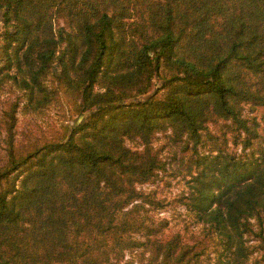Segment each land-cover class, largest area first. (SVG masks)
I'll list each match as a JSON object with an SVG mask.
<instances>
[{
  "label": "trees",
  "instance_id": "16d2710c",
  "mask_svg": "<svg viewBox=\"0 0 264 264\" xmlns=\"http://www.w3.org/2000/svg\"><path fill=\"white\" fill-rule=\"evenodd\" d=\"M0 23V74L13 68L26 106L54 94L51 73L84 117L21 149L18 102L5 113L0 264H120L127 251L137 264H196L201 251L153 237L136 202V184L163 168L151 139L167 129L194 151L186 208L234 261L247 234L264 249V127L243 113L264 108V0H0ZM213 120L229 122L243 156L198 151Z\"/></svg>",
  "mask_w": 264,
  "mask_h": 264
},
{
  "label": "rangeland",
  "instance_id": "374dc122",
  "mask_svg": "<svg viewBox=\"0 0 264 264\" xmlns=\"http://www.w3.org/2000/svg\"><path fill=\"white\" fill-rule=\"evenodd\" d=\"M1 26L0 23V29ZM57 70L55 65L53 71ZM3 72L4 74H0V166L6 160L8 140L5 113L13 102H18V108L11 132L14 143L21 149L59 140L67 132L69 124L84 118L77 117L78 106L74 94L68 91L54 74L48 73L43 78V82L54 94L42 106L34 108L26 106L24 91L5 75V72L13 73V68ZM243 113L256 116L260 122L259 130L264 127V108L250 109L249 105H244ZM228 123L221 120L209 121L198 151L204 154L212 151V154H215L216 150L220 149L235 156H243L241 144L234 143L233 133L226 127ZM126 144L135 149L138 148L139 141L127 139ZM151 146L161 160L163 168L157 172L153 181L136 184L137 190L141 192V198L136 202L140 205L139 214L145 217L146 224L156 228L157 234L152 236L169 238L177 234L185 245L201 251L196 258V264H264L263 242L254 234L245 236L246 255L234 261L230 257V250L223 248L217 234L186 208V196L192 190L191 176L196 167L192 164L194 151L190 144L186 146L184 137L175 140L169 129L158 131L151 139ZM255 147L256 144L253 145V148ZM251 149L247 148L245 152ZM257 153L255 152V156ZM144 233L142 229L137 230L133 236L143 240ZM138 258V253L127 251L120 264H137Z\"/></svg>",
  "mask_w": 264,
  "mask_h": 264
}]
</instances>
